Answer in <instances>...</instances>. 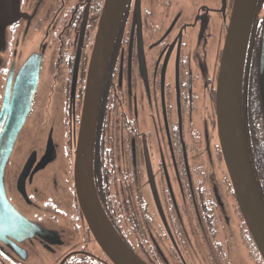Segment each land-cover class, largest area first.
Listing matches in <instances>:
<instances>
[{
    "label": "flooded vegetation",
    "instance_id": "1",
    "mask_svg": "<svg viewBox=\"0 0 264 264\" xmlns=\"http://www.w3.org/2000/svg\"><path fill=\"white\" fill-rule=\"evenodd\" d=\"M104 1L0 0V132L8 119L2 109L23 83L22 68L31 59V83L39 63L29 110L0 169L8 204L29 222L0 206V264H115L89 228L74 182ZM233 2L127 0L111 46L96 113L93 181L107 218L147 264H264L230 188L217 130V77ZM262 12L264 0H258L241 102L258 188V168H264L257 157L264 144ZM57 94L61 147L52 119ZM39 130L44 145L24 148L23 137ZM211 168L224 175L212 176Z\"/></svg>",
    "mask_w": 264,
    "mask_h": 264
},
{
    "label": "water",
    "instance_id": "2",
    "mask_svg": "<svg viewBox=\"0 0 264 264\" xmlns=\"http://www.w3.org/2000/svg\"><path fill=\"white\" fill-rule=\"evenodd\" d=\"M257 0H234L228 31L222 48L216 87L217 130L233 191L252 239L264 261V201L249 159L242 124V80L247 45ZM127 0H105L95 35L85 83L84 100L74 158L76 195L84 217L97 242L115 264H147L122 239L107 218L97 197L92 161L96 113L108 56ZM33 61V60H32ZM31 59L21 70L23 83L14 90L12 104L0 132V169L5 168L20 131L30 99L36 88L39 63L31 73ZM260 81L264 100V27L260 50ZM24 223L27 219L13 211L0 182V206ZM12 211V212H11ZM15 213V214H14ZM32 223L29 230L35 231Z\"/></svg>",
    "mask_w": 264,
    "mask_h": 264
},
{
    "label": "rangeland",
    "instance_id": "3",
    "mask_svg": "<svg viewBox=\"0 0 264 264\" xmlns=\"http://www.w3.org/2000/svg\"><path fill=\"white\" fill-rule=\"evenodd\" d=\"M257 5H258V0L256 2V6H255V11H254V14L256 12V9H257ZM263 16H264V12H262ZM253 19H254V15H253ZM56 97H60V94H57L55 96V101H54V114H53V117L52 119L55 120V123L56 124H53L54 126H56V134H58L60 136V139H59V147H61V144H62V132H61V129H62V123H61V120H62V114H63V110H62V106H61V99L59 98L57 100ZM55 128V127H54ZM28 132V131H27ZM26 134V133H25ZM23 134V136L25 135ZM78 135V134H77ZM34 138V139H33ZM33 139V140H32ZM44 141H45V132L43 130H39L36 132V134L34 136H29V135H26L25 137H23L22 141H21V145H24V148L26 145H29V144H33L32 146L35 148H40L41 146L44 145ZM20 149V146L18 147V153L20 154L21 152V149ZM25 152V151H24ZM18 154V155H19ZM17 155V156H18ZM20 156V155H19ZM63 159V156H62V152H61V148H60V152H59V157L56 161V165H60L61 164V161ZM212 170V176L214 174V176L218 175V176H222V174L224 175V173L221 171V168H211ZM214 171V172H213ZM229 174V172H228ZM229 181L231 183V180H230V176H229ZM230 188L232 189V184H230ZM235 195V194H234Z\"/></svg>",
    "mask_w": 264,
    "mask_h": 264
},
{
    "label": "trees",
    "instance_id": "4",
    "mask_svg": "<svg viewBox=\"0 0 264 264\" xmlns=\"http://www.w3.org/2000/svg\"><path fill=\"white\" fill-rule=\"evenodd\" d=\"M263 144V143H262ZM264 145V144H263ZM261 145L259 147V156L257 155L258 159H259V162L264 164V146ZM259 171H260V174H261V180H262V183L259 185V191L261 193V196H262V199L264 201V168H258ZM136 240H138L139 242L142 240L141 237H136L135 238Z\"/></svg>",
    "mask_w": 264,
    "mask_h": 264
}]
</instances>
